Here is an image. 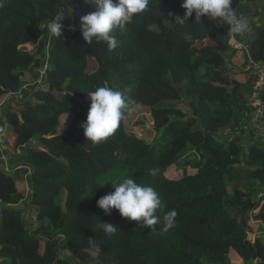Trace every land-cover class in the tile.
<instances>
[{
    "label": "trees",
    "instance_id": "1",
    "mask_svg": "<svg viewBox=\"0 0 264 264\" xmlns=\"http://www.w3.org/2000/svg\"><path fill=\"white\" fill-rule=\"evenodd\" d=\"M255 1L264 3L247 0ZM182 2L150 0L115 31L120 43L109 51L103 41L82 39L81 17L95 10L85 0H0V102L21 97L12 115L0 111V123L7 119L11 127L0 159L21 167L6 173L0 163L5 264H230V253L240 264H264V233L249 238L252 221L264 227V202L253 216L264 194V145L255 141L244 151L239 144L252 85L231 76L227 28L218 19L195 22L193 14L174 23L169 14L183 18ZM232 8L237 16L247 9L241 0ZM61 11L68 17L56 39L46 25ZM249 35L250 59L264 64V26ZM101 86L148 113L150 139L129 133L124 120L105 141L86 140L88 94ZM62 116L69 117L64 128ZM128 177L157 191L155 230L98 208ZM24 180L26 198L18 187ZM172 209L176 227L164 232L163 216ZM100 222L117 226L116 234L107 236Z\"/></svg>",
    "mask_w": 264,
    "mask_h": 264
},
{
    "label": "clouds",
    "instance_id": "2",
    "mask_svg": "<svg viewBox=\"0 0 264 264\" xmlns=\"http://www.w3.org/2000/svg\"><path fill=\"white\" fill-rule=\"evenodd\" d=\"M85 2L95 10L81 17L82 39L88 44L103 41L107 44L108 50L112 51L120 43L115 31L117 29L123 31L133 16L143 14L148 9L150 0H85ZM181 7L185 10L183 18L169 14L175 24L184 25L195 14V22H201L202 17L209 20L223 19L230 25L231 32L242 38L251 32L248 19L235 14L232 0H183ZM66 17L68 16L61 11L47 22L46 27L50 36L56 39L63 36V21ZM88 95L91 104L82 128L87 141L99 144L112 136L122 121L133 115L134 107L131 105L136 102L129 101L123 92L108 86L97 87ZM157 173L156 168L149 170L152 177ZM112 186L114 191L97 201L98 208L106 214L116 210L122 218L135 221L137 224L142 223L146 229L155 230L154 226L161 223V218L156 215L157 210L161 208L157 191L152 186L137 183L130 177ZM177 215L175 209L164 214L162 231L167 232L176 227ZM98 226L107 236L115 235L117 232V226L108 222H100ZM89 243L96 253H100L99 245L92 243V239H89ZM0 264H5L3 256H0Z\"/></svg>",
    "mask_w": 264,
    "mask_h": 264
},
{
    "label": "rangeland",
    "instance_id": "3",
    "mask_svg": "<svg viewBox=\"0 0 264 264\" xmlns=\"http://www.w3.org/2000/svg\"><path fill=\"white\" fill-rule=\"evenodd\" d=\"M22 49L29 51V52H35L37 47L26 45ZM92 59L89 60V65L91 67V70H96V67H97V65L95 63L96 59L94 57H92ZM45 68L46 67H44V69ZM39 79H41V76ZM20 98L21 97L18 96L17 99L14 101V100H12V99H14L13 96H11V95L7 96L6 99H4L2 102H0V111L4 110L5 112H9L10 115H12L13 112H10V111H16V109L18 108L17 101L20 100ZM3 105H5L4 108H3ZM11 120H13V118ZM6 121L8 122V120L5 119V120H2V122L0 123V144H2V146H4L5 148H7L6 146L11 145L10 137H7V139H5L6 135L8 136V133L11 131V127L6 123ZM60 122L62 124L60 128H64V126H67V124L69 122V117L62 116ZM3 124H5V125L3 126ZM125 129L129 133L134 134L137 138L146 139V138L152 137L151 133L149 134V132L152 131L149 115L145 110H142V109L135 110L133 115L130 116L128 119H126ZM0 163H1V166L4 168V171L6 173H13L14 171H17L18 169H21L20 166L18 168H15L17 165L16 164L13 165L12 162H10V160H9V156H6V155H5V159L4 158L0 159ZM24 179H25V177H24ZM18 187L26 194L25 198L28 195H31L30 194L31 191L29 189V185H28V182L26 180H24V183L19 182ZM259 199H261L260 200V203H261L263 201L262 199H264V198L259 196ZM23 202L24 201L22 200L18 205V207L20 209H22V203ZM1 208H2V206L0 205V209ZM254 213L255 214H253V216L256 215L257 210H255ZM28 219H29V216L25 215V220L29 221ZM252 223H253V225H252L253 232L251 234H249V238L253 241L254 238L256 237L255 236L256 232L259 231V225L255 224L256 223L255 220ZM34 226L35 225H32V226L28 225L27 228H32ZM260 227L262 228L263 226H260ZM235 258H236V256L234 254L230 253V264H237V262L234 260ZM239 264H240V261H239Z\"/></svg>",
    "mask_w": 264,
    "mask_h": 264
},
{
    "label": "crops",
    "instance_id": "4",
    "mask_svg": "<svg viewBox=\"0 0 264 264\" xmlns=\"http://www.w3.org/2000/svg\"><path fill=\"white\" fill-rule=\"evenodd\" d=\"M241 3L246 5V10L244 11V14L238 15L239 17H244L247 18L249 21L250 26L252 27V30L254 29H258L262 26H264V3L260 2V1H255V2H247V0H241ZM242 38V37H241ZM250 35L249 33H246L243 37V39H238L241 42H245L248 43L250 42ZM193 43L196 44V40L192 39ZM203 44H207L208 42L206 40L203 41ZM231 51L228 53L229 56V61L228 64L230 66V74L231 76H233V78L239 82V83H246L249 84L251 83L252 88H251V92H249L248 96L246 97L247 99V104L250 105V101H251V97H252V89L255 83V80L253 79V74L248 66V64L245 62V56L246 53L244 51H240V50H236V49H232L230 48ZM253 82V83H252ZM251 107V105H250ZM246 124L242 127L243 129L242 131V136L240 139L239 144L241 145L242 149L245 151L247 149L248 146L252 145L256 140L253 137L252 131L250 130V118H248L246 121ZM2 158L5 159V156L3 155ZM14 162H12L13 164ZM262 198H264V196H261ZM264 201V199H262ZM260 205V208L257 209V213L256 215H258V213L261 210L262 207V203ZM255 214V213H254ZM255 215V216H256ZM253 222V221H252ZM257 225H259V231L257 232H263L264 233V227H260L263 226L262 223L260 221H255ZM237 264H239V260H237L236 258L234 259Z\"/></svg>",
    "mask_w": 264,
    "mask_h": 264
},
{
    "label": "built area",
    "instance_id": "5",
    "mask_svg": "<svg viewBox=\"0 0 264 264\" xmlns=\"http://www.w3.org/2000/svg\"><path fill=\"white\" fill-rule=\"evenodd\" d=\"M218 20L227 28V42L230 48L244 51L249 59V68L253 74V79L255 80L252 97L250 101L251 113H245V121L250 118V130L252 131L253 137L255 140L264 145V102L260 99L261 92L264 91V64L261 62H254L249 57V44L241 42L237 39L238 34H234L230 30V25L223 19ZM44 72H41L43 75ZM257 95L259 96L258 98ZM246 122L244 123V125ZM242 125V127L244 126ZM241 128L240 130H242ZM236 134L240 133L239 130L235 132ZM260 197L264 194H259Z\"/></svg>",
    "mask_w": 264,
    "mask_h": 264
},
{
    "label": "water",
    "instance_id": "6",
    "mask_svg": "<svg viewBox=\"0 0 264 264\" xmlns=\"http://www.w3.org/2000/svg\"><path fill=\"white\" fill-rule=\"evenodd\" d=\"M259 96L257 95V97L256 98H258ZM33 216H34V214H32Z\"/></svg>",
    "mask_w": 264,
    "mask_h": 264
}]
</instances>
